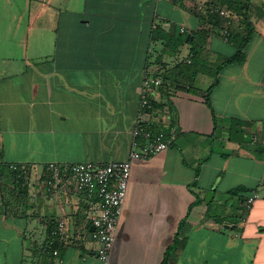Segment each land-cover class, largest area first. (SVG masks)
I'll use <instances>...</instances> for the list:
<instances>
[{
    "label": "crops",
    "instance_id": "obj_1",
    "mask_svg": "<svg viewBox=\"0 0 264 264\" xmlns=\"http://www.w3.org/2000/svg\"><path fill=\"white\" fill-rule=\"evenodd\" d=\"M249 18L245 62L222 66L236 52L227 30L206 39L186 0H0L3 264H162L184 221L175 264L187 250L193 264H264V6L254 3ZM195 46L194 84L163 98L154 80L189 64ZM145 94L164 105L141 109ZM137 126L173 141L132 162L103 263L92 205L72 179L48 191L45 168L125 161ZM9 164L28 166V178L17 181ZM59 222L66 231L53 256L43 247Z\"/></svg>",
    "mask_w": 264,
    "mask_h": 264
},
{
    "label": "built area",
    "instance_id": "obj_2",
    "mask_svg": "<svg viewBox=\"0 0 264 264\" xmlns=\"http://www.w3.org/2000/svg\"><path fill=\"white\" fill-rule=\"evenodd\" d=\"M179 3L180 0H169ZM189 6L197 13L210 12L219 14L226 18H234L230 10L224 6L210 7L208 1L186 0ZM229 0H216V3L223 4ZM201 29L211 30L210 23L201 22ZM182 33L185 28H182ZM226 34V33H225ZM150 81L145 82L149 89ZM162 79L154 80V86L160 87ZM150 107L148 95L143 96L141 109ZM173 137H167L164 133L153 134L142 126H137L133 131V142L129 151V158L125 161H113L108 164H96L93 162L58 164L50 163L45 168V187L52 191L57 184L63 180L72 179L75 183V190L85 196L92 205L93 211L90 220L94 230L90 234L92 242L97 244V256L107 263L113 249L116 235L123 214L124 204L127 197L129 182L131 178L132 162L134 160L153 157L169 149ZM7 168L14 172L17 181L27 179L30 168L26 165L9 164ZM259 198L255 193L246 199V207L250 209ZM66 231L64 222H59L57 227L50 233L44 251L58 256L59 251L56 245L62 241Z\"/></svg>",
    "mask_w": 264,
    "mask_h": 264
},
{
    "label": "trees",
    "instance_id": "obj_3",
    "mask_svg": "<svg viewBox=\"0 0 264 264\" xmlns=\"http://www.w3.org/2000/svg\"><path fill=\"white\" fill-rule=\"evenodd\" d=\"M181 1V0H180ZM260 4L261 6H264V0H229L227 3L223 4H217L216 0H209L207 5L212 7H220L224 6L226 9L230 10L232 15L235 16V19L226 18L224 16H221L219 14H211L209 11L206 13H197L194 11L195 14L198 15L201 22L210 23L212 25L211 30H204L200 31V33L205 36L207 39L210 34H212L215 31H225L227 30L226 36L227 38L233 43L236 47V52L231 55L230 57H227L222 66L232 64V63H244L246 56H245V47L250 42L253 33L255 31L254 25L251 22L249 18V11L251 6L254 4ZM191 7V6H190ZM192 9V7H191ZM195 36L192 35V39ZM194 40H191L193 42ZM183 42H186V36H184ZM193 49V56L189 64L186 65H180L177 69V73H165L163 75L162 79V85L159 87L163 98L169 97L170 95L176 93L181 88L185 86H191L195 82V74L198 71H201L202 69H199V65L197 63V49L200 47H194ZM220 68L216 71L217 74L220 72ZM218 82V79L216 80L215 84ZM212 88H209L206 91L205 99L208 105H210V96L212 92ZM149 104L150 107H147L146 110L149 112L154 110V108L161 107L164 104H156L153 98H149ZM240 190L243 189H237L232 191L233 194H237ZM192 207L189 209V213L191 212ZM185 221L181 224V227L179 228V233L177 234V237L175 238V241L173 244L169 247L167 250V253L165 254V257L162 261V264H175L177 262L178 258V252L180 249V245L182 243V240L180 238V233L182 232V229L185 226ZM58 247V245H56Z\"/></svg>",
    "mask_w": 264,
    "mask_h": 264
},
{
    "label": "rangeland",
    "instance_id": "obj_4",
    "mask_svg": "<svg viewBox=\"0 0 264 264\" xmlns=\"http://www.w3.org/2000/svg\"><path fill=\"white\" fill-rule=\"evenodd\" d=\"M263 191H264V188L260 190V195L262 197H264ZM3 211H4L3 205H0V214L1 215H3ZM34 238H36V240L39 242V244H42V240L43 239L45 240L46 236L45 235L43 236V234H41V233L40 234L37 233L34 235ZM219 243H220L219 239H216V244L219 245ZM29 244H31V243H29ZM2 245L3 244L0 243V251L3 249ZM225 253L228 256H234V254H235L234 252L231 251V249H225ZM231 261H232L231 259L226 260V264H233V263H231ZM0 264H3V256L1 254H0ZM24 264H36V263H34V259L32 257L28 256L25 258ZM180 264H193L192 252L190 250L189 251L187 250V252H186L185 256L183 257V259L181 260Z\"/></svg>",
    "mask_w": 264,
    "mask_h": 264
},
{
    "label": "water",
    "instance_id": "obj_5",
    "mask_svg": "<svg viewBox=\"0 0 264 264\" xmlns=\"http://www.w3.org/2000/svg\"><path fill=\"white\" fill-rule=\"evenodd\" d=\"M190 39V35H188V39L187 40H189ZM94 230V227L92 228V231Z\"/></svg>",
    "mask_w": 264,
    "mask_h": 264
}]
</instances>
